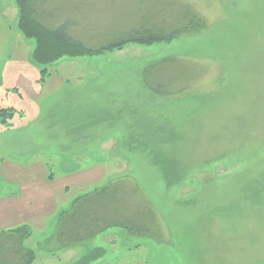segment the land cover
Instances as JSON below:
<instances>
[{"label":"rangeland","instance_id":"obj_1","mask_svg":"<svg viewBox=\"0 0 264 264\" xmlns=\"http://www.w3.org/2000/svg\"><path fill=\"white\" fill-rule=\"evenodd\" d=\"M67 3L89 12L65 17L91 47L160 13L188 22L189 8L206 25L170 42L63 57L42 75L34 42L17 28L16 0H0V108L15 110L0 129V238L26 225L34 264H74L102 247L86 264H264V0H50L53 20L64 21ZM166 56L179 60L171 82L183 88L161 96L141 72ZM165 159L180 174L172 185ZM118 184L151 208L149 234L113 227L55 241L77 197Z\"/></svg>","mask_w":264,"mask_h":264},{"label":"trees","instance_id":"obj_2","mask_svg":"<svg viewBox=\"0 0 264 264\" xmlns=\"http://www.w3.org/2000/svg\"><path fill=\"white\" fill-rule=\"evenodd\" d=\"M46 1L43 6L44 0H16L19 8L17 28L24 37L34 42L31 60L36 65L43 67L42 75L45 74L47 65L63 57L94 56L104 50L119 49L129 43L151 45L157 42H170L179 36L194 35L206 25V22L191 12L189 8L185 9L187 13L185 11L182 15L183 19L186 14L188 15V22L180 20L169 24L163 19L164 14L160 13L158 15L162 19L157 14L155 17L153 16L154 21L152 22V16L150 20L145 17L143 22H134L133 25L126 28L120 38L99 47H91L73 37L71 26L75 21L71 20V15L68 18L65 17L67 11V15L76 11L75 14L78 17H84L89 14L87 9L82 10L79 4L78 9L76 5L73 10V6L67 3L70 9L68 8L61 14L60 19L64 21H58L59 18L53 20L48 14L50 0ZM45 20L47 23L44 22ZM178 62L179 60L166 56L146 64L141 72L143 84L151 92L161 96L180 92L183 87L179 84L176 86V83L171 82L173 80L172 70ZM169 68L171 72L169 75L172 78L166 75L164 78V71ZM174 81H176L175 78ZM14 116L13 108H0V129L11 126ZM161 161V169L167 185H172L180 180L176 164L166 159ZM125 190L126 188L120 184L110 185L77 197L71 209L60 213L58 217L56 240L62 246H68L73 243L89 241L113 227L135 234H149L154 213L149 206H145V210L142 211L139 208L141 202L133 203L128 199L129 197H124ZM132 190L133 193L141 197L139 194L141 192L135 185ZM143 201L148 205L144 199ZM108 214L111 218L107 217ZM141 219H144L143 222L139 221ZM8 232L2 239L0 238V261H2L0 264H34V250L23 244V240L30 235L26 225L12 228ZM101 249H96L83 261L74 264H86L88 260L97 259L103 254V247ZM4 257H6V263Z\"/></svg>","mask_w":264,"mask_h":264},{"label":"crops","instance_id":"obj_3","mask_svg":"<svg viewBox=\"0 0 264 264\" xmlns=\"http://www.w3.org/2000/svg\"><path fill=\"white\" fill-rule=\"evenodd\" d=\"M7 128H8V127H7ZM2 131L5 132V131H8V130H7V129H2ZM10 133H11V132H8V135L5 136L4 140H6V139L9 138ZM23 134H24V132H23V133L20 132V134H19L18 132H15V133H13V134H11V135H17V136H19V135H23ZM3 144L6 145V142L3 141ZM12 165H14V164H12ZM42 168H43L44 171H45V165H44V164H43ZM42 178H45V179H46V178L51 179V178H49V177H45V176H43ZM48 181H50V180H48ZM15 184H16V182H15ZM14 186H15V185H14ZM17 187H18V189H19L18 192H21V188H23V187H22V184H21V185L19 184V181H18V185H17ZM18 192H17V193H18ZM55 241H57V240L55 239Z\"/></svg>","mask_w":264,"mask_h":264}]
</instances>
